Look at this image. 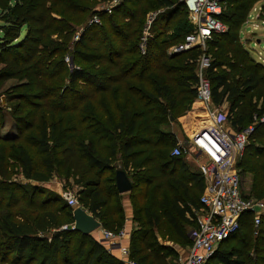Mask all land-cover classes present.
Segmentation results:
<instances>
[{
	"label": "trees",
	"instance_id": "1",
	"mask_svg": "<svg viewBox=\"0 0 264 264\" xmlns=\"http://www.w3.org/2000/svg\"><path fill=\"white\" fill-rule=\"evenodd\" d=\"M112 1L0 0V96L11 104L0 108V264H124L94 236L87 243L92 234L73 229L74 210L67 202L56 205L59 196L9 180L15 169L47 183L60 162L82 186L83 209L117 233L128 200L139 224L129 244L138 264H169L153 239L163 220L181 237L182 223L196 225L204 179L171 155L177 140L167 130L197 96L201 51L168 54L193 26L186 10L181 15L182 1L124 0L108 14L102 8ZM253 1L224 0L221 19L229 30L208 45L207 75L214 105H232L231 130L254 126L241 166L254 176L249 197L264 200V146L255 143L264 138L262 65H253L238 41ZM158 9L167 11L157 14L142 55L146 16ZM94 16L101 23L89 25ZM67 55L81 65L68 67ZM254 98L263 101L260 108ZM118 170L133 185L125 195L116 187ZM67 223L72 226L62 229ZM240 224L209 264H264V216L258 227L250 213Z\"/></svg>",
	"mask_w": 264,
	"mask_h": 264
},
{
	"label": "built area",
	"instance_id": "2",
	"mask_svg": "<svg viewBox=\"0 0 264 264\" xmlns=\"http://www.w3.org/2000/svg\"><path fill=\"white\" fill-rule=\"evenodd\" d=\"M124 0H113L103 11L111 14ZM187 11L188 22L193 32L186 36L185 42L168 50L169 55L188 52L194 48L201 51L196 60L198 78L195 102L203 105L208 118L213 121L210 127L198 129L194 137L186 143H178L171 155L183 159H193L198 164V172L204 179L205 188L200 198L201 209L193 210L197 230L193 233L192 245L186 260L181 264H209L220 246L234 237L240 230V220L244 214L254 215V225L258 227L264 216V201L249 197L242 192V177L237 165L244 157L248 138L254 126L235 133L225 127L213 112L212 85L207 72L212 67V57L207 53L209 43L215 35L228 32V25L221 19L224 12V0H181ZM158 13L150 14L139 44V50L145 55L148 43L152 39V24ZM253 15L249 16V19ZM248 19L246 23L251 21ZM101 19L94 16L89 25L100 24ZM264 23V20H262ZM79 39V35L75 40ZM69 59H66L68 62ZM264 122V119L262 120ZM70 206L77 204L73 196L66 194ZM101 232V239L115 245L126 237L125 229L112 234ZM125 264H138L130 258V251L122 248Z\"/></svg>",
	"mask_w": 264,
	"mask_h": 264
},
{
	"label": "rangeland",
	"instance_id": "3",
	"mask_svg": "<svg viewBox=\"0 0 264 264\" xmlns=\"http://www.w3.org/2000/svg\"><path fill=\"white\" fill-rule=\"evenodd\" d=\"M180 1L181 0H175V4H177ZM249 10H250L249 16L253 15L254 19L253 18L249 19V16L245 19V22H247L248 19L251 22L246 23V24L244 23L243 27L240 28V31H238V41L239 43L243 45L244 49H247V51L249 52V57L252 60L253 65H255L256 63H260L262 65L259 67L260 69L258 70V76L261 77L262 80H264V23H262V20H264V0H254ZM164 11H167V10L158 9L156 11L148 12L146 16V20L150 14L158 13L159 15H161L162 12ZM181 12H182L181 15H184L183 13L186 12L183 7H181ZM146 20H145V25L147 22ZM1 24L2 22H0V25ZM240 35H241V38H239ZM53 39H56V36H53ZM208 50H209V47L206 50L207 53H208ZM66 59H69V61L67 62L68 67L74 68L76 66L81 65L80 61H76L75 59L72 58L71 55H67ZM220 71L221 70H219V72ZM238 84H240V82H238L236 85ZM253 95L254 93L251 92L250 94H248L247 98L251 99ZM5 99H6V96H0V108L2 109H6L7 107L11 106V104H8L7 101H5ZM253 103L258 104V108H260L263 104V101L262 100L257 101L256 98H254ZM195 104H196L195 101H193L190 108L186 112L181 113L180 116L176 119V121H174V125H177V123L179 124L180 122V118H182L183 116H187L188 119H185V121L188 122V125L192 126L191 131L194 134L196 133L197 129L204 128L205 126L213 125V122H211L209 118L205 121L206 117H208V113L206 110L204 111V113L203 112L199 113L197 112V110H195V112L193 111ZM197 105L199 106L202 104L197 103ZM212 107L214 108L212 110L213 112H215V115L218 116L219 121H221L222 124L225 125V127H228L231 129L230 123L228 121V114L232 107L231 103L225 102L224 104L219 105V106H216L213 103ZM174 125L171 124L169 127H167V129L169 128L171 129L172 127V129L177 130L180 128L179 126H174ZM191 138L192 137H189L188 135L184 134L180 138L181 140L177 141V143H186L190 141ZM177 143L171 148V151L177 145ZM255 143L258 146H264V138ZM244 157L242 158V160L244 159ZM242 160L239 161L237 165V170L241 172L242 192L245 195L250 196V194L252 193L253 185H254V176L251 173L243 172L245 167L241 166ZM187 162L189 163V169L191 171L198 169V164L193 159ZM9 180L19 185H26V186L29 185V186H35L38 188L46 189L47 192L60 197L61 201L58 202L56 205H61L62 203L67 202L66 194H68L70 196H73L77 201L76 205L70 206L73 210L79 207L81 208L84 207L83 206L84 204L80 201V198H79V194H80V191L82 190V186L76 183V181H74V177L72 175H70L66 170L62 169L60 162H57V161L55 162L54 174L47 183H41L35 180H26L21 175L19 169L13 170V175L9 178ZM180 194H181V190H180ZM42 197H44V195L40 196V199H42ZM260 201H264V200H260ZM123 204H125L126 211L128 213V216L130 217L129 225L130 227H132V231H131V235H132L133 231L139 228V224L133 220L134 214L132 212L130 202L125 199ZM67 226L71 227L72 223H67L66 225L62 227V229L66 228ZM182 228L185 233V237H181L180 235H178L165 220L162 221V224L160 226L153 229V239L157 244H159L164 249L163 251H164V254H166L167 256V260L169 264H180L179 259H184L189 254V249L191 247L190 245L193 241V233L197 230V227L195 225V222L193 223L189 222V223H182ZM101 230H106L112 234L117 233V230H112L110 226H107V227L104 226ZM93 233H96V231ZM93 233L91 237H89V239L87 240V243H89L91 239H93V236H94V238L97 241H99L102 245H104L105 247L106 245L112 246L113 243L111 241L102 240L98 232L95 235ZM100 235H101V232H100ZM131 235H130V238H131ZM242 242L243 240L236 241L235 242L236 247H240L242 245ZM231 245H233V243L228 245L226 248L227 249L232 248ZM75 249H77V243H75ZM89 249L90 248L88 245L87 251Z\"/></svg>",
	"mask_w": 264,
	"mask_h": 264
},
{
	"label": "water",
	"instance_id": "4",
	"mask_svg": "<svg viewBox=\"0 0 264 264\" xmlns=\"http://www.w3.org/2000/svg\"><path fill=\"white\" fill-rule=\"evenodd\" d=\"M116 187L120 194L129 193L133 189V185L129 177L122 170H118L116 172ZM73 218H74L73 229L84 235L92 234L93 232L101 228L100 222L81 207L76 208L74 210Z\"/></svg>",
	"mask_w": 264,
	"mask_h": 264
},
{
	"label": "crops",
	"instance_id": "5",
	"mask_svg": "<svg viewBox=\"0 0 264 264\" xmlns=\"http://www.w3.org/2000/svg\"><path fill=\"white\" fill-rule=\"evenodd\" d=\"M196 104H195V107L193 108V111L195 112V110H197V112H199V113H204V111H205V108L202 106V105H197V103L198 102H195ZM185 119H188L187 118V116H183L182 118H180V122H179V124L177 123V125H174V123H172V125H174V126H179L180 128L179 129H177V130H175V129H172V127H171V129L169 128V129H167V130H170V132L171 133H173L175 136H176V140L177 141H180L181 139V137L185 134V135H188L189 137H194V133L191 131V129H192V126H190V125H188V122L187 121H185ZM208 119V117H206V119H205V121ZM173 120H174V118H173ZM172 120V121H173ZM224 125V124H223ZM225 126V125H224ZM228 128V127H227ZM228 129H230V128H228ZM198 130V129H197ZM197 132V131H196ZM178 144V143H177ZM186 162L187 161H189V160H191V159H188V160H186V159H184ZM187 165L189 166V163L187 162ZM193 172H198V169H196V170H194ZM199 173V172H198ZM129 223H130V217L128 216V213H127V211H126V223L124 224V229H125V231H126V237L122 240V242L120 243L121 245H115V246H111V245H109V246H107L106 245V248L114 255V256H116L119 260H121V261H123L124 262V264H125V261H124V258H123V256H122V248H126V249H128L129 251H130V248H129V241H130V235H131V231H132V227H130V225H129ZM98 232V234H99V236L101 237V235H100V231H96V233ZM96 233H93L94 235L96 234ZM186 260V258H184V259H179V261H180V264L183 262V261H185Z\"/></svg>",
	"mask_w": 264,
	"mask_h": 264
},
{
	"label": "bare ground",
	"instance_id": "6",
	"mask_svg": "<svg viewBox=\"0 0 264 264\" xmlns=\"http://www.w3.org/2000/svg\"><path fill=\"white\" fill-rule=\"evenodd\" d=\"M211 120V119H210ZM211 122H213L212 120H211Z\"/></svg>",
	"mask_w": 264,
	"mask_h": 264
}]
</instances>
